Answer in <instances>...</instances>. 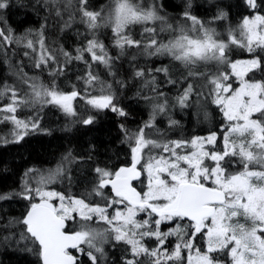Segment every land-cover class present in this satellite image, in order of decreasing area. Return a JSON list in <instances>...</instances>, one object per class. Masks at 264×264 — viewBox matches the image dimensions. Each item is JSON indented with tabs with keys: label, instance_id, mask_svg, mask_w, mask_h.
<instances>
[{
	"label": "snow or ice",
	"instance_id": "1",
	"mask_svg": "<svg viewBox=\"0 0 264 264\" xmlns=\"http://www.w3.org/2000/svg\"><path fill=\"white\" fill-rule=\"evenodd\" d=\"M46 2L57 5V0ZM245 2L252 14L243 17L238 29H229L224 40L218 39L215 28L192 14V0H185L175 24L161 14L163 5L155 2L145 6L141 0H112V7L103 14V10H91L89 0H75L74 5L73 0H67L64 7H74L69 19L79 13L81 23L93 34L100 27L110 28L120 55L136 48L149 58L168 57L179 62L189 77H202L206 98L219 110L224 123L219 132L210 131L206 136L166 139L161 134L154 139L145 129L154 128L156 116L168 107L166 101L154 105L150 119L137 130L129 132L120 125L129 146V163L114 169L95 167L92 186L81 195L52 187L65 180L71 183L63 164L49 170L28 169L20 191L0 193V202L16 198L28 202L21 218L4 225L24 226L20 234V240L25 241L23 251L36 255L39 264H108L104 245L114 241L126 246L121 264H264V80L249 77L256 71L264 73V14L259 11L264 0ZM10 6L11 0H0V16ZM56 14L60 15L59 8ZM213 19L224 20L226 14L220 12ZM157 22L159 27L154 26ZM136 25L141 26L140 39L130 34ZM163 32L170 34L167 42L160 38ZM31 35L29 30L23 37H15L11 28L0 27V46L16 43L38 51L36 68L58 63L44 44L43 32L37 33L36 41ZM233 46L249 53L250 58L233 59ZM61 51L65 63L82 61L89 69L99 63L109 74H113L112 62L118 58L110 56L95 38L77 48L75 55ZM201 65L213 70L193 71ZM63 71L64 65H58L50 74ZM157 74H162L167 84L179 82L163 64L134 73L137 78L147 76L146 84L152 85L153 91H158ZM19 75L30 95H20L12 85H0V124L13 125L9 136L0 137V146L18 144L30 134L46 131L38 116L21 119L16 115L19 109L37 103L55 105L75 116L72 102L80 97L98 111L128 115L114 103L111 85L92 71L85 84L94 87L99 83L97 96L43 86L23 69ZM192 93L193 84L189 83L177 97L181 108L189 107ZM93 122L92 117L82 121L85 125ZM177 125L178 121L169 119L170 127ZM89 222H102L106 227L96 228Z\"/></svg>",
	"mask_w": 264,
	"mask_h": 264
},
{
	"label": "trees",
	"instance_id": "2",
	"mask_svg": "<svg viewBox=\"0 0 264 264\" xmlns=\"http://www.w3.org/2000/svg\"><path fill=\"white\" fill-rule=\"evenodd\" d=\"M141 2L145 6L154 2L157 5L162 4L161 14L173 24L181 18L185 4V0ZM66 3L67 0H58L60 15H56L57 7L46 0H11V6L0 16V27L5 30L11 28L15 37H23L31 30L33 35L29 38L34 41L39 39L37 33L42 31L44 44L56 56L58 63L49 62L47 66L36 68L34 65L39 58L38 51L33 52L23 44L16 43L0 46V85H12L20 90V95H30V89L19 75L23 69V73L43 86H55L64 93L76 90L81 96H97L100 95V84L95 83L94 87L85 84L87 73L92 71L99 76L100 81L111 85L115 95L114 103L128 115L120 117L108 110L98 111L80 97L74 103L75 116L67 115L50 104L41 106L37 103L19 109L16 113L19 118L38 116L41 128L46 131L30 134L18 144L0 146V193L20 191L25 180L24 174L30 168L49 170L63 164L71 183L65 180L52 187L60 191L70 189L73 195L84 194L92 186L95 167L114 169L129 163V146L120 125L123 124L129 132L137 130L150 119L153 106L165 101L168 105L166 112L156 116L154 128L145 129L146 134H151L154 139L161 138V134L166 139L206 136L210 131L219 132L224 123L219 110L210 98H206L207 87L204 86L205 80L202 77H189L187 69L179 62L171 61L168 57L149 58L139 54L136 48H128L124 55H120V50L114 46L110 28L100 27L93 34L81 23L79 13H75L74 19H69L70 14L74 13V7L65 8ZM89 4L91 10H103V14H106L112 7V0H89ZM190 11L215 28L219 34L218 39L224 40H227L229 29H238L243 17L252 14L245 0H192ZM259 11L264 14V8ZM220 12L226 14V19L214 20ZM65 22L70 26L65 27ZM154 26L159 27V22ZM140 32L141 26L136 25L132 27L130 34L134 39H140ZM169 35L168 32H163L160 38L167 42ZM93 38L105 45L110 56L118 57L112 62L113 74H109V69L99 63L92 64L91 69L82 61L72 60L65 63L66 58L61 49L75 55L77 48L84 47ZM36 48L39 49V44H36ZM25 52L29 55L25 56ZM133 55L136 56L135 59L132 58ZM85 56L90 61V57L87 54ZM231 57L248 59L250 54L233 46ZM162 64L169 67L172 78L179 81L177 84H167L162 74H157L158 91H153V86L146 84V79H149L147 76L142 79L134 75L137 69L147 72V69ZM58 65H64L63 73L50 74L56 72ZM212 70L210 65L193 68V71L200 72ZM249 77L264 80V73L256 71L250 73ZM189 83L193 84V93L188 100L189 107L181 108L177 97ZM158 92L165 95L159 96ZM201 92L204 95H200ZM205 113L209 114V119L205 118ZM88 117H92L94 122L91 125L83 124L82 121ZM169 119L178 121V125L170 127ZM12 127L11 123L0 124V137L9 136ZM90 199L99 201L100 198ZM27 203L19 198L0 202V264H39L36 255L22 250L25 241L20 240V234L24 226L12 223L11 226L4 227L9 221L14 222L24 215ZM89 223L96 228L106 227L102 222ZM5 236H8L6 241ZM124 247L126 246L123 244L116 245L114 241L104 245L108 264H121Z\"/></svg>",
	"mask_w": 264,
	"mask_h": 264
},
{
	"label": "rangeland",
	"instance_id": "3",
	"mask_svg": "<svg viewBox=\"0 0 264 264\" xmlns=\"http://www.w3.org/2000/svg\"><path fill=\"white\" fill-rule=\"evenodd\" d=\"M55 7L58 8V0H57V5H56ZM56 15H57V14H56ZM204 86H205V84H204ZM75 101H76V99L72 102V103H73V107H74V103H75ZM209 118H210V116H209V114H207V119H209Z\"/></svg>",
	"mask_w": 264,
	"mask_h": 264
},
{
	"label": "bare ground",
	"instance_id": "4",
	"mask_svg": "<svg viewBox=\"0 0 264 264\" xmlns=\"http://www.w3.org/2000/svg\"><path fill=\"white\" fill-rule=\"evenodd\" d=\"M195 69V68H194ZM198 69V68H197ZM205 92H206V90H205Z\"/></svg>",
	"mask_w": 264,
	"mask_h": 264
}]
</instances>
